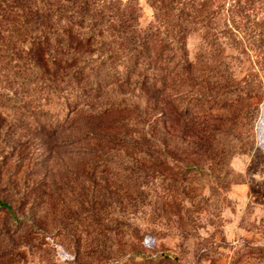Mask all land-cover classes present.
I'll return each instance as SVG.
<instances>
[{
    "label": "trees",
    "instance_id": "trees-1",
    "mask_svg": "<svg viewBox=\"0 0 264 264\" xmlns=\"http://www.w3.org/2000/svg\"><path fill=\"white\" fill-rule=\"evenodd\" d=\"M232 1L227 9L224 0H147L153 18L144 25L138 0H0L3 68L21 81L32 132H85L103 173L115 159L108 147L129 164L213 170L239 148L263 96L259 75L239 79L233 56L248 44L264 52V21L244 14L252 0ZM76 113L84 124L70 131ZM2 210L10 218L0 235L18 236L27 223L40 231L0 200Z\"/></svg>",
    "mask_w": 264,
    "mask_h": 264
},
{
    "label": "rangeland",
    "instance_id": "rangeland-1",
    "mask_svg": "<svg viewBox=\"0 0 264 264\" xmlns=\"http://www.w3.org/2000/svg\"><path fill=\"white\" fill-rule=\"evenodd\" d=\"M251 2L244 14L264 21V0ZM138 3L146 25L153 9ZM247 47L234 53L235 73L259 75L263 96L232 155L198 171L129 164V155L108 147L115 159L106 173L91 163L98 157L77 131L79 113L69 128L77 134L32 132L19 104L24 88L3 68L0 50V200L40 228L27 223L18 236L0 235V264H264V52ZM91 166L94 177L85 180ZM9 218L0 211V229ZM133 251L147 259L130 261ZM162 252L178 260L156 258Z\"/></svg>",
    "mask_w": 264,
    "mask_h": 264
}]
</instances>
